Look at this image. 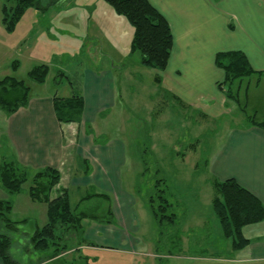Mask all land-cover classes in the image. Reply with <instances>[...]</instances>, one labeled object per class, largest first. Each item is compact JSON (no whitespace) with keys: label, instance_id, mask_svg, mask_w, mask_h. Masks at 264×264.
<instances>
[{"label":"rangeland","instance_id":"374dc122","mask_svg":"<svg viewBox=\"0 0 264 264\" xmlns=\"http://www.w3.org/2000/svg\"><path fill=\"white\" fill-rule=\"evenodd\" d=\"M4 3L0 0V78L10 75L25 80L34 98L50 92L57 96L82 95L88 76L109 75L115 96L113 106L106 110L110 114H100L95 123L101 128L97 139L101 144L120 141L123 145L119 149L129 158L118 162L115 194L86 184L71 188L70 202L76 206L83 197L103 192L109 199L84 201L79 210L91 219L106 221L107 208L113 203L118 215L116 224L126 227L130 223L124 217L127 213L121 207L120 191L131 193L138 218L134 236L142 238L146 251L157 253L156 258L140 253L127 255L133 258L128 262L127 256L117 250L94 252L81 248L60 262H47L50 252L34 251L30 245V254L22 259L27 234L45 222L40 209L37 212L35 207H23L12 210L9 216L13 220L27 219L17 225L19 231L8 230L0 221V232L10 234L13 240L11 257L18 264H238L226 261L236 254L230 240L223 237L213 212V189L206 166L218 146V137L229 127L243 128L253 114L257 120L264 119V82L251 86L245 110L226 101L229 108L224 113L205 117L199 109L183 106L154 82L150 68L139 63L140 53H129L132 26L104 0H40V7L28 8L13 32H7L1 23ZM14 62H18V68H13ZM36 64L49 67L44 84L28 79V71ZM103 101L109 102L108 94ZM7 117L0 110V122ZM191 143H196L194 151L189 147ZM13 159L7 139L0 136V165ZM197 162L202 163L199 169L194 168ZM156 194L169 199L165 214H175L172 222L158 224L149 212L145 201ZM11 197L0 190V199ZM127 230L132 231L131 227Z\"/></svg>","mask_w":264,"mask_h":264},{"label":"crops","instance_id":"0c3cea01","mask_svg":"<svg viewBox=\"0 0 264 264\" xmlns=\"http://www.w3.org/2000/svg\"><path fill=\"white\" fill-rule=\"evenodd\" d=\"M149 2L167 19L173 36L166 68L150 70L154 77L157 75L161 78L157 83L161 88L187 106L199 109L201 115L214 117L229 108L225 106L227 99L216 86V82L223 77V70L215 64L217 52L242 51L254 70L264 72V0ZM249 81L251 85L246 95L243 92L240 95L243 102L248 100L252 85L258 86L261 81L264 82V74L258 83L255 82V76ZM114 92L108 74L88 76L82 94L84 109L80 124L58 122L52 106L54 94L51 92L30 97L26 107L19 108L0 122V136L7 139L13 152V160L26 167L30 173L48 166L58 169L61 177L56 188L67 189L69 197L72 187L77 189L86 184L115 194L117 190L114 179L120 172L118 162H125L129 157L126 151L122 154L119 149L123 145L120 141L108 140L102 144L97 142L101 128L95 124L100 114H110L106 110L113 106ZM107 94L109 102H104V95ZM85 124H88L90 132H87ZM215 144L218 146L211 152L206 166L208 181L212 178H234L264 205V129L256 126L229 127ZM56 192L54 190L53 196ZM120 192L123 201L121 207L127 213L124 217L128 218L130 224L126 227L116 224L118 215L115 214L116 207L112 203L110 207L113 220L102 222L91 218L83 219L84 231L79 245L75 244L76 247L47 258V262H60L67 254L81 248L94 252L117 250L124 256L140 253L156 258L157 253L146 251L142 238L134 236L138 231L137 213L133 208L134 196L124 190ZM11 196L13 211L35 207L37 212L40 209L46 222V205L34 202L29 197L27 185H24L20 193ZM119 215L123 216V213L119 212ZM24 219L15 221L23 224L27 221ZM129 227L133 232L127 230ZM242 234L248 244L235 251V258L226 261L264 264V220L244 226ZM29 254L26 250L20 257L26 260ZM132 259H128V262ZM135 260L136 258L133 262ZM0 264H3L1 259Z\"/></svg>","mask_w":264,"mask_h":264},{"label":"trees","instance_id":"16d2710c","mask_svg":"<svg viewBox=\"0 0 264 264\" xmlns=\"http://www.w3.org/2000/svg\"><path fill=\"white\" fill-rule=\"evenodd\" d=\"M7 1H11L12 4L9 5ZM104 1L117 15L126 18L133 28L129 53L138 51L141 65L164 70L173 46L172 32L164 15L149 0ZM5 2L2 6L1 23L7 32L15 30L17 23L28 8L40 7V0H5ZM215 64L223 70L222 79L216 82L217 88L224 94L227 102L238 104L242 110H245L246 102H241V92L246 95L251 85L249 81L251 77L255 76V82L258 83L264 72L254 70L245 54L239 50L217 52ZM13 66V68H18V62H14ZM48 73L49 67L46 64H36L28 71L27 76L31 82L44 84ZM160 79L157 75L154 77L156 83L160 82ZM30 93L31 86L25 80L10 75L3 76L0 78V110L10 116L19 108L26 107ZM177 100L186 106L178 98ZM52 106L59 123L80 124L82 122L84 99L81 94L70 96L54 94ZM250 126L264 129V119L257 120L253 114L243 128ZM85 128L87 132H90L88 124H85ZM195 145L196 143H191L189 147L194 151ZM201 164L197 162L194 168L199 169ZM60 177L59 170L49 166L30 173L26 167L14 160L3 161L0 165V188L6 194H18L24 185H27L29 197L34 202L46 205V222L36 227L31 234H27L28 239L25 240L22 249L28 251L31 245L34 251L50 252L48 259L76 247L75 244L79 245L81 242L84 231L82 221L89 218L88 213L79 210L82 202L93 198L109 199L108 195L103 192L93 193L80 199L76 206H72L67 189L56 188ZM157 182L161 183L162 179H158ZM210 183L213 189L211 206L221 233L223 237L230 240V247L233 251L241 250L248 244V240L242 234V228L264 220V205L234 178L224 180L212 178ZM54 190L57 191L55 196H53ZM145 202L158 224L164 220L168 222L175 220V214H165L170 202L164 194L149 195ZM11 212V200L1 198L0 221L9 227L8 230L19 231L17 225L20 222L9 217ZM107 214L106 221L101 218L94 219L102 222L113 220L110 206L107 208ZM12 242L10 234L0 232V259L3 264H18V261L13 259L9 253Z\"/></svg>","mask_w":264,"mask_h":264}]
</instances>
